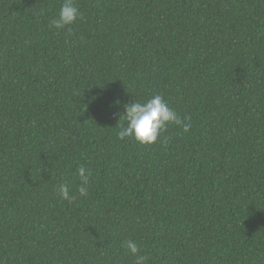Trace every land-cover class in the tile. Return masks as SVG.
Segmentation results:
<instances>
[{
	"label": "trees",
	"instance_id": "16d2710c",
	"mask_svg": "<svg viewBox=\"0 0 264 264\" xmlns=\"http://www.w3.org/2000/svg\"><path fill=\"white\" fill-rule=\"evenodd\" d=\"M62 3L0 0V264H264V0ZM154 94L191 131L120 140Z\"/></svg>",
	"mask_w": 264,
	"mask_h": 264
},
{
	"label": "clouds",
	"instance_id": "9594fccd",
	"mask_svg": "<svg viewBox=\"0 0 264 264\" xmlns=\"http://www.w3.org/2000/svg\"><path fill=\"white\" fill-rule=\"evenodd\" d=\"M83 18V13L75 0H63L58 17L51 20L49 27L61 29L65 26H71L78 19L82 20ZM115 104L119 106L122 102L117 100ZM123 109L119 120L120 122L123 120L125 123L121 124L119 122L118 138L120 140L129 138L140 144H154L162 138L163 133L166 132L170 124L182 128L184 133L191 131V117H181L174 108L170 107L161 94H154L145 102L136 101L124 104ZM77 171L80 179V186L77 191L80 197H84L87 195V185L91 171L84 166L79 167ZM57 194L70 203L77 199L66 184L59 185ZM123 246L135 256L134 264H148L149 257L140 254V249L133 239L126 240Z\"/></svg>",
	"mask_w": 264,
	"mask_h": 264
}]
</instances>
